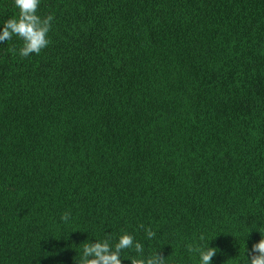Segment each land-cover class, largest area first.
Segmentation results:
<instances>
[{"label": "trees", "instance_id": "obj_1", "mask_svg": "<svg viewBox=\"0 0 264 264\" xmlns=\"http://www.w3.org/2000/svg\"><path fill=\"white\" fill-rule=\"evenodd\" d=\"M17 14L0 0V28ZM38 14L54 17L38 55L0 43V264H75L121 230L170 264H199L201 234L211 264H247L264 232V0Z\"/></svg>", "mask_w": 264, "mask_h": 264}, {"label": "clouds", "instance_id": "obj_2", "mask_svg": "<svg viewBox=\"0 0 264 264\" xmlns=\"http://www.w3.org/2000/svg\"><path fill=\"white\" fill-rule=\"evenodd\" d=\"M14 5L18 9V14L7 18L2 24L0 43L16 36L22 41L20 56L27 57L33 53L38 55L50 44L48 33L52 28L54 17L52 15L42 17L38 14L40 0H14ZM11 51L15 53L16 48L13 47ZM70 217L71 214L65 212L61 220L68 222ZM138 229L143 230L149 240L156 237V232L150 227L140 224ZM259 231L261 238L252 245L247 255V264H264V232L260 228ZM211 239L201 234L198 242L187 245L189 252L198 255L199 264H211L212 258L217 253V248L209 245ZM125 250H133L135 253L126 257L130 260V264H170L167 260L168 256L165 257L157 250L145 255L144 245L125 230H121L116 236L107 235L103 239L95 238L94 241L89 239L77 254L75 264H123L121 254Z\"/></svg>", "mask_w": 264, "mask_h": 264}]
</instances>
